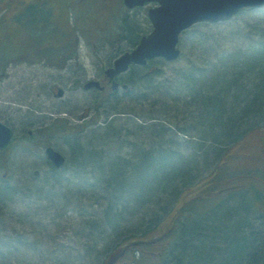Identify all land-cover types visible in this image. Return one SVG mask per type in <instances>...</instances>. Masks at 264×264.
<instances>
[{
	"label": "rangeland",
	"instance_id": "rangeland-1",
	"mask_svg": "<svg viewBox=\"0 0 264 264\" xmlns=\"http://www.w3.org/2000/svg\"><path fill=\"white\" fill-rule=\"evenodd\" d=\"M23 1L0 0L1 21L10 22L13 12L20 9ZM117 4L118 2L113 5V12L107 16L103 24L100 23L101 25L92 22L90 12L77 0H38L37 3L29 4L28 10H21L22 14L17 12V15L20 14L21 24L17 26L15 32L19 33V38L36 36L31 42L36 40L38 47L45 49L44 54L53 56L54 44L58 42L55 35L59 33L58 36L64 38L66 35L63 33H75L78 38L75 44L78 45L81 56L79 63L73 59L70 64H67V68L50 67L45 64L31 66L20 61L19 64L12 63L7 69H2L0 66V120L13 132L11 144L0 150V180L7 182L12 188V194L0 199V264H104L106 256L112 252L109 250L120 243V237L115 240H107L104 237L103 229L111 227L110 224L105 226L104 219L108 199L99 185L95 183L92 186L91 182H94V179L91 177L88 181L81 183L79 179L73 177V172L67 169L63 176L69 178V184L64 180L62 187L52 183L48 186L53 185L52 194L37 195L36 189L44 183L39 180L44 178L51 164L47 162L43 147L32 152L18 145V142L20 139L23 142L29 140L23 136L28 137V130L35 132L34 140L45 139V135L41 137L42 134L37 132V128L49 125L53 118L51 114L62 117L60 121L64 123L63 125L75 128L70 134H56L57 136L49 139L50 144L65 155L69 164H71L73 153L71 141L74 139L85 146L90 144L100 151L103 164L117 154L132 159L136 150V146L133 148L134 144H139L141 148L148 150L157 149L156 144L159 140L162 143L170 139L174 140L173 149L177 151L174 155L176 158L169 156L164 163L176 166L179 176L185 173V170L180 173L185 167L183 159L188 160L186 164H189V176L184 181L181 179L177 182V185L180 184V190L175 196L167 199L166 192L162 194L158 204L154 201L150 202V205L142 210L145 212L136 213L137 217L133 222H138L139 226L136 229H126L124 232V235H131V237H142L143 232L157 221L156 219L151 222L149 215L159 213L162 224L160 227L155 226L153 232H158L160 228L165 230L172 227L170 234L168 233L169 238H167L168 235L164 237L167 241L150 250L163 251L169 244L171 247L174 246L180 231L183 228H191L187 226L192 223L187 219L191 216L185 212L182 218L173 223L179 214V209L188 201L192 216L196 213L201 219L205 215H210L212 218L220 217L221 219L217 221L224 225L229 213H233L238 207L231 202L226 204L225 199L228 193H231L228 200L240 196L241 200H239L243 205H246L249 202L247 198L252 196L251 187L248 186L249 181L260 173L257 170L252 172L250 166L256 167V164H247L251 160V152L247 151L248 148L239 147V143L244 136L255 134L250 131L255 130L256 126H264V117L259 118L257 114H252L250 121L253 122L252 125L249 122L239 130L233 131L231 135L236 136L224 142L219 147L221 150L215 154V158L206 163L201 153L195 150V140L202 135L198 134L197 129L191 128L199 123L196 116L197 108L183 105L185 100L182 103L176 102L179 103L177 105L173 103L172 108L166 107L162 105L163 103L161 104V93L165 94L168 86L173 92L176 86L174 79L179 73L189 69H196L198 75L208 73L210 64L220 59L218 57H222V54L235 51L245 54L251 43L250 37L253 35L250 31L253 28L249 23H253L256 20L253 18L263 12V9H249L229 21L199 24L195 27L196 29H188L180 37L181 55L177 60L154 58L135 71H147V74L153 75L154 81L151 86L149 85L150 87L144 83L135 86L131 81L134 78L130 76L131 69L122 74L124 82L131 86L130 91L124 93L120 88L118 97L94 103L93 92L95 91L93 89L85 91L79 87L78 76L83 77V71L86 70V76L89 77L100 65L106 67L114 55L118 54L109 45L119 43L120 47L130 39L137 40L152 30L147 13L150 5L128 9ZM34 22L39 23L36 28L32 27ZM13 27L14 25H9L7 28ZM6 31L5 27L0 26V51L10 55L14 48L8 44L4 34ZM203 32L213 35L212 38H206V43L194 40L196 37L200 38L198 35ZM83 35H88L90 40L82 38ZM255 37L258 38L257 35ZM96 48L99 50L98 57L92 54ZM210 49L211 52H209ZM1 55L0 64H2ZM31 76L33 80L29 79ZM24 78L25 81L32 82L33 86H27L22 81ZM168 80L174 83L168 85L166 83ZM37 83L59 84L65 94L57 98L45 85L38 86ZM142 87L143 91L147 87V93L145 92V95L141 97L140 94L143 92H138L137 89ZM153 90L158 91L153 93ZM166 102L169 106V101ZM243 104L240 101L238 107ZM84 115L85 117L82 118ZM152 117L161 120L159 123L162 124L163 130L158 132L161 133V139L153 137L152 127L148 126L149 119H153ZM110 120L112 125L108 124ZM144 123L142 128L138 126ZM111 127L113 132L110 130ZM199 145L200 143L197 144ZM150 161L151 157L142 155V159L136 164L155 163V160L151 163ZM240 168L243 172L237 173L238 176L228 174L233 170L239 171ZM68 186L73 190L70 193L66 192ZM260 186L264 188L263 185L260 184ZM241 191H247V193L243 194ZM203 211L206 212L202 214ZM143 215L146 216L143 217ZM249 216L253 220L259 219V213L250 211ZM95 221L98 224L93 223ZM198 221L199 219L195 222ZM133 222L126 225H131ZM89 224L92 225L89 226ZM99 228H102V231H96ZM152 236L154 234L149 237ZM135 256L141 258L139 253ZM155 256H158L156 262L163 264L168 258V253L159 252ZM224 258L229 260L230 257L226 255ZM263 258L264 244L260 256L261 262ZM141 261V264H145L143 257ZM114 264L123 263L118 260ZM125 264H134V262L129 261Z\"/></svg>",
	"mask_w": 264,
	"mask_h": 264
},
{
	"label": "trees",
	"instance_id": "trees-1",
	"mask_svg": "<svg viewBox=\"0 0 264 264\" xmlns=\"http://www.w3.org/2000/svg\"><path fill=\"white\" fill-rule=\"evenodd\" d=\"M262 9L263 12H260L256 18H253L256 20L253 23H249L253 28L250 31L254 36L252 35L250 37L251 43L245 54L240 51H235L230 54L225 52L226 54H222V57H218L220 59L210 64V69L208 73L205 72L206 74L202 73L198 75L196 69H189L186 72L179 73L177 74L178 77L174 79L176 86L173 92L170 91L172 88L168 86L166 93H161V104L163 103L162 105L166 107L172 108L173 103L177 105L179 103L176 102L179 101L182 103L185 100L186 102L183 105L197 108L196 116L198 117L199 123L191 126V128L197 129L198 134L200 133L202 135V137H198L195 140V150L201 153L206 163L215 158V154L221 150L219 147L224 142L236 136L231 135L233 131L239 130L251 121L252 114H257L259 118L264 117V7ZM15 12L10 17V22H2L0 19V26L5 27L7 30L4 34H6L9 40L8 44L12 48L17 49L19 45L14 40V34L17 35L16 33H18L15 30L19 25L20 15H17V12ZM39 17L42 18V16ZM9 25H14V27L8 29L7 27ZM38 25L39 23L34 22L32 27L36 28ZM197 26H193L192 29ZM121 28L123 29V27ZM201 34L198 35L200 38L196 37L194 40L206 43V38L211 39V36H213L207 32ZM11 37H13L12 41ZM134 40L135 38L130 39L129 42ZM34 42L37 41L34 40ZM215 43H217V40H215ZM211 51L210 49L209 52ZM7 57L8 55L4 54L2 58ZM137 69L139 67H134L132 69L134 71H130V76H134L133 80H131L134 83H132L135 86H140L143 83L151 86L154 81L153 75L147 74V71L135 72ZM170 80L166 82L168 85L174 83V81L171 82L172 80ZM137 90L138 92H143L140 94L142 97L145 95L147 87H145V91H143V87ZM156 91L158 90H153V93ZM136 95L138 94L136 93ZM167 100L169 101V106L166 102ZM240 101L244 104L238 107ZM152 118L149 119L148 126L153 129H151L154 135L153 137H159L161 139V133H158L163 130L162 124L159 123L161 120L157 117ZM60 120H56L54 122L55 124L53 123L51 126H47L46 129H54L60 133L74 131L75 128H72V131H70L71 128L63 125L64 123ZM111 122L112 120L108 124L112 125ZM252 123L250 122L249 124L252 125ZM144 125L145 123L138 126L142 128ZM262 126H256L255 129H259ZM111 129L113 128L111 127ZM71 143L73 152L71 164L65 158V163L59 169L51 165L44 178L42 177L39 180H42V183H44L36 189L37 195L52 194L51 189L53 185L48 187L52 183L62 187V181L64 180L69 184V178L63 176L64 171L67 169L72 171L73 177L79 179L81 183L88 181L90 177L94 179V182H91L92 186L95 183L99 185L108 199V206L104 211L106 212L104 219L106 220L105 226L110 224L111 227L103 229L105 231L104 237L107 240H115L120 237V243L109 250L112 252L106 256L104 264H114L118 260L123 264L129 261L134 262V264H141L142 257L145 259V264H159V262H156L158 256H155L159 252L168 253V258L163 264H264V258L262 262L260 261L264 244V188L260 184L264 186V172L261 175L257 174L249 181L248 186L251 187L252 196L247 198L249 202L246 205H243L240 201V196V198L235 196L231 200H228L231 195V193H228L225 199L226 204L231 202L234 205L237 204L238 207L233 213H229L224 225H221L217 221V219H221L220 217L212 218L210 215H205L201 219V217H197L196 213L195 216H192L188 201L179 209V214L180 212L182 213L180 215L177 214L179 218L176 216L173 223L180 219V217L182 218L185 212L191 216L190 218L187 217L192 222L187 226L191 228H183L180 231L178 241L174 246L172 245L171 247V244H169L163 251L159 249L150 250L154 246H159L160 243L167 241L170 234L169 231L172 227L170 226V229L168 228L169 230L167 228L165 230L160 228L158 232H153L155 226L160 227L162 224L159 213L155 212L151 214L152 216L149 215L151 222L156 219L157 221L148 230L143 232L142 237H131V235H124V232L126 229H136L139 226L138 222H133L137 217L135 215L136 213L145 212L142 210L150 205V202L154 201L155 204H158L162 194H166V192L167 196L165 197L167 199L175 196L180 190V184L177 185V182L181 179L184 181L189 176V164H186L188 160L183 159L185 164L184 168L186 169L179 168L181 169L180 173L185 170V173H179V176L176 166L164 163L165 159L169 156L176 158L174 155L177 154V151L173 149L174 140L170 139L166 143H162L159 140L158 144H156L157 149L152 148L148 150L141 148L139 144H134L133 148L136 146V150L133 154L134 156L131 157L134 160L117 154L110 158V161L106 162V164H103L101 152L93 148L92 145L85 146L76 139L72 140ZM199 143L200 145L197 146ZM141 154L151 157V161L155 160V163L136 164V162L142 159ZM195 156H197V153H195ZM135 159L137 160L136 162ZM250 168L253 170L256 167L250 166ZM242 169L240 168L239 171L233 170L228 174L232 176V174L241 173L243 172ZM11 189L7 182L0 180V199L12 194ZM72 191L68 186L66 192L70 193ZM241 193L244 194L247 191H241ZM250 211L259 213V219L253 220L249 216ZM205 212L203 211L202 214ZM197 219L199 221L195 222ZM130 222H133V224L126 225ZM93 223L98 224L97 221ZM101 229L99 228L96 231H102ZM152 234L154 236L149 237ZM165 236L167 238H164ZM151 251L155 253L153 254ZM136 253H139L141 258L135 256ZM226 255H229V260H225L224 257ZM149 260H154L155 262L150 263Z\"/></svg>",
	"mask_w": 264,
	"mask_h": 264
},
{
	"label": "flooded vegetation",
	"instance_id": "flooded-vegetation-1",
	"mask_svg": "<svg viewBox=\"0 0 264 264\" xmlns=\"http://www.w3.org/2000/svg\"><path fill=\"white\" fill-rule=\"evenodd\" d=\"M37 1L38 0L23 1L22 2L23 5L19 9V13L21 12L22 14L21 10H27V6L29 4L37 3ZM77 1L81 3L82 6H84L90 12L92 22L95 23L96 25H101L100 23L103 24V22L106 21L107 16L113 12L114 4L118 2L117 5L122 6V3L124 2V0H77ZM153 5H156V4H153ZM19 24H21V22H19ZM16 34L17 35L14 34L15 36L14 40L18 43L19 48L12 50L11 51L12 54L8 55V57L5 58L6 60L1 65L2 69H7L12 63L17 62L19 64V61L22 63H27L28 65H31V66H34L35 64H42V65L45 64L50 67L59 66L58 68H63V67L67 68V64H70V61L72 62L73 59L76 61V63H79V57L81 56V53H80V49L78 45L75 44V41L78 40L75 34L73 35L71 33L70 34L63 33L66 35V37L64 38H60L58 36L59 33L56 34L55 37H57L58 42L57 44H54L55 50L53 51L55 54L53 56L50 54L49 55L44 54L43 50L45 49L39 48L36 42H31L32 39H35V37L25 36L24 38H19V33H16ZM82 38H87L86 39L87 41L90 40L88 35L86 36L83 35ZM113 38L116 39V37H113ZM12 40H13V37H11V41ZM138 41L139 39L130 41V42L128 41L126 44H121L120 47H119V43L117 45H113L114 43L109 45V46H112L113 51L118 52L117 55H114L111 62L108 63L106 67L103 65H100L99 67H97L95 69V73H92L89 77L86 76V70L83 71V74H84L83 77L78 76L77 81L79 82V87H81L85 91H88L89 89H93L95 91V93L93 92V102L94 103H100L107 99L116 98L120 95L119 93L120 88L123 89L124 88L123 85L126 84L122 76V74L125 72L115 75L112 79H110L107 77L105 70L113 65V61L117 56H119L121 53H124L134 48ZM45 46H48V45H45ZM1 53H2V56H4L5 52L1 51ZM92 54H94L95 56L99 55V50L96 48V50ZM92 66H94L93 63H92ZM134 67H141V66L140 65H130L129 70L133 69ZM68 70L70 71V69ZM29 79L33 80V77L31 76L29 77ZM22 81L27 86H31V87L33 86V83L25 81V78L22 79ZM91 81H97L99 82V85L98 86H95V85L87 86L88 82H91ZM113 81L117 82L116 90H113L111 87V83ZM37 84L38 86L45 85L49 89V92H53V95L57 96V98H61L65 94L62 86H60L59 84H56V83H52V84L37 83ZM58 90H61V93H59ZM123 92L126 93L127 91L123 90ZM51 116L53 118H51L52 119L51 123L47 125L48 127L51 126V124H53L56 120L62 119V117H59L57 114L56 115L51 114ZM84 117L85 115L82 116V118ZM47 126L37 128V132L38 133L41 132L42 134L41 137L45 135V139L40 138V140L39 139L34 140L35 132L28 130L27 131L28 137L26 135H23V136L25 138H28L29 140L27 142H23V140L20 139L18 142V145L23 146V148H27L31 150L32 152L37 150V148L39 147H43L45 150L46 147L51 145L49 139L52 136H57L56 130L46 129ZM252 132H254L255 134L253 133L248 134L246 137L244 136L241 139L239 143V147L248 148L249 150L247 151L251 152L250 154L251 160L247 164H256V168L264 172V128L255 129ZM47 162L48 164H53V162L49 160L48 158H47Z\"/></svg>",
	"mask_w": 264,
	"mask_h": 264
},
{
	"label": "water",
	"instance_id": "water-1",
	"mask_svg": "<svg viewBox=\"0 0 264 264\" xmlns=\"http://www.w3.org/2000/svg\"><path fill=\"white\" fill-rule=\"evenodd\" d=\"M147 1L159 3L148 10L153 29L143 35L131 51L121 54L114 60L113 66L105 70L110 79L126 71L131 63L146 64L147 60L154 57L175 60L180 55V33L196 23L226 21L244 9L264 5V0H125V4L132 8ZM91 85L98 86L99 82H88L87 86ZM116 86L114 81L111 87L115 90ZM11 138L10 127L0 121V148L6 147ZM45 151L55 167L59 168L64 164L65 158L59 151L51 146Z\"/></svg>",
	"mask_w": 264,
	"mask_h": 264
}]
</instances>
